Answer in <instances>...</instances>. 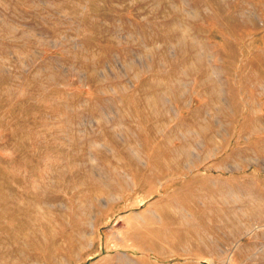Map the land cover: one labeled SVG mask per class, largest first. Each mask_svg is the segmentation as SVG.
I'll return each mask as SVG.
<instances>
[{
  "label": "rangeland",
  "instance_id": "374dc122",
  "mask_svg": "<svg viewBox=\"0 0 264 264\" xmlns=\"http://www.w3.org/2000/svg\"><path fill=\"white\" fill-rule=\"evenodd\" d=\"M0 264H264V0H0Z\"/></svg>",
  "mask_w": 264,
  "mask_h": 264
},
{
  "label": "bare ground",
  "instance_id": "6f19581e",
  "mask_svg": "<svg viewBox=\"0 0 264 264\" xmlns=\"http://www.w3.org/2000/svg\"><path fill=\"white\" fill-rule=\"evenodd\" d=\"M219 97V96H218ZM220 98V97H219ZM261 128V127H260ZM183 150H185L184 148H183ZM157 158L155 157V161H156V164L155 165H157V167L159 168V170L160 171H162V169H163V165L159 162V161H157L156 160ZM151 170H154V167L152 166V169ZM256 215V214H255ZM239 220V219H238ZM204 221H205V219H204ZM219 222V221H218ZM207 225V224H206ZM237 225V224H236Z\"/></svg>",
  "mask_w": 264,
  "mask_h": 264
}]
</instances>
